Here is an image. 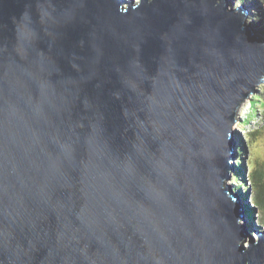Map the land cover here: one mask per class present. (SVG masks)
Listing matches in <instances>:
<instances>
[{"label":"water","instance_id":"water-1","mask_svg":"<svg viewBox=\"0 0 264 264\" xmlns=\"http://www.w3.org/2000/svg\"><path fill=\"white\" fill-rule=\"evenodd\" d=\"M230 0H0V264H264L232 180L264 37Z\"/></svg>","mask_w":264,"mask_h":264},{"label":"rangeland","instance_id":"rangeland-1","mask_svg":"<svg viewBox=\"0 0 264 264\" xmlns=\"http://www.w3.org/2000/svg\"><path fill=\"white\" fill-rule=\"evenodd\" d=\"M231 3L234 4V6H240V5H246V7L249 9V16L247 18V23H250L254 26L255 30L264 37V0H250V2H247V0H230ZM261 95L264 97V84L261 85L258 88V93L256 95H253L250 100H248L244 106L242 107L240 114H239V120L234 126V130L238 133V137L236 138L237 141V147H238V163L235 173L238 171V169H244L245 171V177H246V186L251 185V180H249V174L252 173V169L260 170L264 176V109L259 107V114L260 117L252 120V129L254 130H260V134L257 138V141L254 146L251 148H248L247 138H246V130L242 127V124L244 123L247 118L251 117V103L253 100V97ZM243 146L245 147V151H243ZM241 182V181H240ZM232 183L235 187V181L234 178L232 180ZM239 187L243 186L242 183L238 184ZM243 188V187H242ZM243 191V189H242ZM243 205L246 209V204L248 203L250 207H253L255 204L260 208H255L254 212L252 211L250 214L253 217H250L249 212L246 209L247 218L249 222V226L251 228V233L253 236L256 237L255 231H263L264 232V196L261 198H254L251 197L250 192L246 194V198L241 197ZM256 199V200H255ZM262 210V211H260Z\"/></svg>","mask_w":264,"mask_h":264},{"label":"trees","instance_id":"trees-1","mask_svg":"<svg viewBox=\"0 0 264 264\" xmlns=\"http://www.w3.org/2000/svg\"><path fill=\"white\" fill-rule=\"evenodd\" d=\"M247 2H250V0H247ZM259 107L264 109V97L261 95H257L253 97L252 103H251V117L247 118V120L244 121L242 124V127L246 130V138L248 143V148H251L255 145L257 138L259 134L261 133L260 130H254L252 129V120L259 118ZM245 151V147L243 146V151ZM249 180H251V185L248 187L246 186V177H245V171L244 169H238V171L234 175V181L235 183V190L238 191L241 195V197L246 198V194L250 192L251 197L254 198H261L264 196V176L260 170L252 169V173L249 174ZM241 181V182H240ZM242 183L243 186L239 187L238 184ZM243 187V188H242ZM243 189V191H242ZM256 200V199H255ZM255 208L260 209L257 204H255L253 207H250L249 204H246V209L249 212V214L254 210ZM262 211V210H260ZM264 213V211H262ZM250 217L251 216L250 214Z\"/></svg>","mask_w":264,"mask_h":264},{"label":"bare ground","instance_id":"bare-ground-1","mask_svg":"<svg viewBox=\"0 0 264 264\" xmlns=\"http://www.w3.org/2000/svg\"><path fill=\"white\" fill-rule=\"evenodd\" d=\"M238 141V140H237Z\"/></svg>","mask_w":264,"mask_h":264}]
</instances>
